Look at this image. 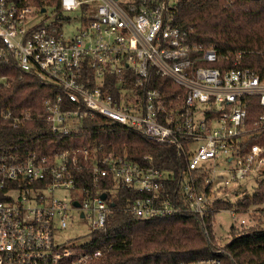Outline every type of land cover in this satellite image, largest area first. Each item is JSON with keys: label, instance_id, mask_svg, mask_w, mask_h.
<instances>
[{"label": "built area", "instance_id": "2783aa9c", "mask_svg": "<svg viewBox=\"0 0 264 264\" xmlns=\"http://www.w3.org/2000/svg\"><path fill=\"white\" fill-rule=\"evenodd\" d=\"M178 1L58 0L50 19L46 5L53 0H42V6L35 0H0V64L51 85L37 114L51 137L89 134L83 124L99 116L148 143L172 147L184 163L177 176L154 166L148 155L145 164L125 155L99 157L100 146L52 155L0 147V264L99 262L103 249L89 247L106 230L118 184L140 194L124 206L135 218L171 215L185 206L207 238L206 219L218 212L228 211L237 227L258 223L255 207L215 210L212 203L239 191L243 181L255 185L264 167V147L249 142L264 130V69L242 66L239 54L228 60L193 44L176 24ZM69 10L81 14L71 35L64 29L63 12ZM8 86L9 78L0 74V88ZM253 104L260 112L248 121ZM0 118L16 126L32 117L0 109ZM84 171L91 176L88 185L76 174ZM108 178L113 184L99 188ZM55 190L69 195L55 196ZM76 217L87 222L88 239L55 244V235Z\"/></svg>", "mask_w": 264, "mask_h": 264}, {"label": "trees", "instance_id": "16d2710c", "mask_svg": "<svg viewBox=\"0 0 264 264\" xmlns=\"http://www.w3.org/2000/svg\"><path fill=\"white\" fill-rule=\"evenodd\" d=\"M35 2L42 6V0ZM53 2L59 6L58 0ZM176 24L193 44L212 48L219 56H228V60L239 54L242 66L263 72L264 0H179ZM0 74L9 78V86L0 88V109H8L13 114L28 113L32 117L16 126L0 118V147L19 145L34 149L39 155H52L72 148L100 146L99 157L125 155L127 159L145 164L143 158L148 155L154 166L173 169L177 176L184 166L175 157L172 147L148 143L124 126L99 116L83 124L89 134L51 137L46 125L37 117L41 113L43 97L53 92L51 85L31 74L21 73L9 64H0ZM259 112L253 104L249 108L248 121ZM249 142H258L264 147V130L253 135ZM76 174L84 185L91 183L89 171ZM254 182L251 195L235 190L225 199L212 203L215 210L244 212L255 207L258 211L255 225L229 227V239L219 251L213 241L211 219H206L207 238L199 219L185 206L181 212L171 215L135 218L125 212L124 206L140 194L121 184L116 186L115 196L110 199L112 211L106 230L95 235L89 250L103 249L102 259L96 264H173L201 258H216L219 262L215 264H264V167ZM112 184L108 178L100 181L99 188ZM202 184L203 180H198L196 189ZM167 186L173 190L175 182L167 183ZM253 217L255 219L256 215Z\"/></svg>", "mask_w": 264, "mask_h": 264}, {"label": "rangeland", "instance_id": "374dc122", "mask_svg": "<svg viewBox=\"0 0 264 264\" xmlns=\"http://www.w3.org/2000/svg\"><path fill=\"white\" fill-rule=\"evenodd\" d=\"M46 14L51 16L50 19H54V12L56 11L54 2H50L46 5ZM63 15L68 18L66 23L64 24V29L67 35H71L72 32L75 30L76 27L80 24V11L79 10H69L64 11ZM253 179V178H252ZM235 186V185H233ZM254 187L253 181L251 179L243 181L240 183L239 187L236 186L237 190L240 192L247 193L251 195L252 189ZM234 189V188H232ZM64 195L68 196V192H62L55 190V196L63 197ZM250 209H254L250 207ZM258 214H254L253 216ZM241 218V215L239 219ZM242 218L246 220L251 219L250 215H243ZM238 219V220H239ZM212 232L214 235V244L223 245L229 239V227L231 224H234L237 227L238 221H233L231 216L229 215L228 211L218 212L214 218L212 219ZM249 223L252 222V219L248 221ZM89 234V226L87 222L83 219L78 217L75 218L74 222L69 224L67 227L63 228L61 232L55 235V244H71L74 243L76 245H80L88 239Z\"/></svg>", "mask_w": 264, "mask_h": 264}, {"label": "water", "instance_id": "95a60500", "mask_svg": "<svg viewBox=\"0 0 264 264\" xmlns=\"http://www.w3.org/2000/svg\"><path fill=\"white\" fill-rule=\"evenodd\" d=\"M43 11H44V10L42 9V10H41V12H43ZM101 197H102V198H104V197H105V195H104V194H102V195H101Z\"/></svg>", "mask_w": 264, "mask_h": 264}]
</instances>
